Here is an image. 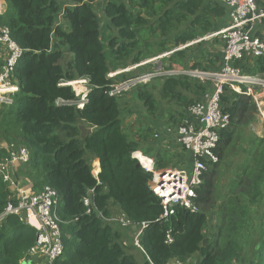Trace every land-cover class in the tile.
<instances>
[{
    "label": "trees",
    "instance_id": "16d2710c",
    "mask_svg": "<svg viewBox=\"0 0 264 264\" xmlns=\"http://www.w3.org/2000/svg\"><path fill=\"white\" fill-rule=\"evenodd\" d=\"M4 1L0 26L8 28L10 38L24 54L11 75L18 91L9 105L0 106V130L5 140L24 146L30 154L14 178L30 181L36 189L48 185L57 193L63 250L53 264H140L126 251L130 245L124 234L127 229L99 216L110 217L112 207L137 228L146 224L138 238L140 248L131 244L141 250V264H235L246 259L264 264V210L256 225L245 228L248 205L262 197L259 180L264 172V136L244 146L246 157L234 167L235 172L242 171L241 178L223 191L227 193L221 202L213 196L216 164L204 174L193 198L199 210L190 212L176 206L165 222L160 219V200L148 186L152 174L138 165V142L124 131L123 120L134 110L127 111L123 95L108 94L116 80L136 77L127 72L109 78L110 72L203 38L224 23L223 27L227 26L226 7L216 0H105L100 16L95 0ZM60 15L67 28L60 23ZM257 26L255 35L264 42V20ZM209 41L221 45L217 37L198 41L165 56L168 66L163 69L178 63L187 70H218L219 54L206 52ZM195 49L203 55H194ZM233 63L243 74L264 77V57ZM160 78L163 76L152 78L160 81L159 88L147 82L127 92L142 104L146 118L161 115L174 130L188 119V108L201 100L211 85L184 74ZM80 79L86 80L89 90L81 108L72 86L61 84ZM241 87L244 92L245 86ZM250 100L223 86L220 105L230 116L233 130L229 127L219 133L214 150L219 163L235 141L242 117L254 110ZM86 126L95 130L82 140L81 127ZM143 130L142 141L148 139L151 129ZM92 158L100 165L96 178L91 173ZM155 168L163 165L158 161ZM90 189L87 207L83 199ZM9 194L0 178V213ZM209 215L216 220L214 228H207ZM255 232L253 250L245 255L243 239L249 234L250 243V234ZM168 234L171 242H167ZM35 239L36 229L20 216H6L0 227V264H33L26 253Z\"/></svg>",
    "mask_w": 264,
    "mask_h": 264
},
{
    "label": "built area",
    "instance_id": "2783aa9c",
    "mask_svg": "<svg viewBox=\"0 0 264 264\" xmlns=\"http://www.w3.org/2000/svg\"><path fill=\"white\" fill-rule=\"evenodd\" d=\"M216 1L227 8L228 25L206 35L203 39L215 36L222 40L221 65L218 70L187 72L183 68L173 71L155 70L125 81L115 82L108 90L110 96H121L123 92L137 84L147 83L152 78L165 74L187 73L202 82L208 81L211 85L204 97L188 108V119L181 122L176 129V143L192 156L190 168L158 170L155 168L153 158L145 155L137 156L139 166L152 174L148 186L160 200L162 207L160 219L165 222L175 213L176 206L190 212L199 210L193 198L204 182V174L219 162L214 151L219 140V133L230 127V116L222 111L220 105L223 86L228 85L236 93L251 96L257 111L264 117L262 109L264 107V77L243 74L240 68L233 65V62L243 58L264 57V42L255 35L256 26L264 20V0ZM23 54L24 50L10 38L8 28L0 26V106L9 105L12 102V95L18 91V85L11 79V75ZM113 75L114 73H110L108 77L112 78ZM76 82L86 85L85 79L61 84L72 86ZM241 86H245L244 92ZM86 88L87 92L80 96L76 94L80 98L78 101L80 108L86 101L89 91L87 86ZM29 158L30 154L24 146L0 140V178L15 198V202L8 200L2 216L18 215L31 223L36 229V239L35 244L28 249L26 258L42 256L45 258V264H53L63 250L59 225L61 206L57 193L52 187L44 185L36 189L32 182L23 183L14 178L16 171L26 164ZM147 158L150 159L151 164L143 163V159ZM92 192V189L88 190L87 196L83 199L87 207L90 206L89 194ZM99 216L106 223L120 226L133 225V222L122 215L104 217L99 214ZM145 226V223H141L133 237V244L137 247H139V235ZM171 241L172 237L168 234L167 242Z\"/></svg>",
    "mask_w": 264,
    "mask_h": 264
},
{
    "label": "crops",
    "instance_id": "0c3cea01",
    "mask_svg": "<svg viewBox=\"0 0 264 264\" xmlns=\"http://www.w3.org/2000/svg\"><path fill=\"white\" fill-rule=\"evenodd\" d=\"M104 4H105V0H95V3H94L95 8H96L95 10L100 16L103 13V5ZM5 7H6L5 1L0 0V14H2L5 11ZM226 10H227V8H226ZM227 12H228V10H227ZM227 16H228V14H227ZM59 21H60V23L63 24V27L67 28L66 22H65V20L62 19L61 15L59 16ZM227 21H228V17H227ZM224 24H226V23H224ZM224 24L222 26H219V27L223 28ZM258 26L260 27V24H258ZM213 38H215V36L211 37V39H213ZM217 38L221 42V45L218 46L216 44L215 46H212V47L207 45L208 48H206V52H208L210 55H213L214 53L219 54V61H217V63H216V66L219 67L221 65L220 50L222 47V40L219 37H217ZM201 40H204V39L200 38V39L195 40L193 42H189V43L180 45V46L176 47L174 50L172 49L171 51H168L166 53L158 54L156 56L144 59L138 64L130 65L124 69H118V70H116L114 72H110V73H114L113 78H115L119 74L127 73V72H131L134 75L138 76V75L147 73L149 71H155V70H163V71L177 70V68H182L181 64H178V63L172 64L171 69L164 70L162 66L163 65L168 66L166 64V62L164 61V57L168 56L172 52L184 49V48H186L192 44H195ZM205 41H207V40H205ZM202 52L203 51L195 49V51L193 53H194V55L199 57V56L203 55ZM188 66H189V64H188ZM189 70H186V72ZM184 75H187L189 77L194 78L193 76H191L190 74H187V73ZM162 76H163V78H160V79H165L169 75L165 74ZM119 81L120 80H116L115 82H119ZM149 82H150V84L154 83V86H156V88H159L160 81H158L156 79H152V81H149ZM133 95H134L133 93H131V94L126 93L123 95L124 99H127L128 102L130 101V103L127 102V106H126V108H128L127 111L129 109H133V110L136 109V110H134L133 113L126 116V118L123 120V123H124V131H126L128 133L127 136L138 142V151L136 153H139L140 155H146V156L152 157L153 160L155 161V163L159 161L163 165V168H190L192 165V156L189 152L183 150L181 148V146L176 143V141H175L176 129L173 130L171 128V127H175V126H170V124H168L166 122V120L163 119V117L161 115H158L155 118H146L142 104L138 101L137 98H133L132 97ZM129 96H131V99L129 98ZM130 116H132L131 117V119H132L131 123H133L134 125L128 130L127 127L129 125V123H128L127 118ZM141 126H145L146 128L151 129V130H148L149 133H147L148 139H145L143 141H142V137H140V136L144 135L146 132H144V130H143L144 128H141ZM166 127H168V128H166ZM84 128H86L88 130L87 135H90L95 130L94 127H87L86 126ZM230 128H231L230 131H232L233 129H232L231 125H230ZM237 129L240 132L241 129H245V128H244V126H241ZM237 129H235V131ZM154 134H157V137H154ZM5 141H7V140H5ZM143 163L151 164L149 158L143 159ZM218 164H219V162H218ZM90 165H91V173L96 178L99 171H100V165H99L98 159L92 158L90 160ZM119 227H122V226H119ZM124 228L127 229L124 231H125V234H127L126 238H128V242L133 245V242H132L133 238H131V237H133V235H135L137 233L138 228L135 225L124 226ZM132 233H133V235H132ZM136 249L140 250L137 247H136ZM35 257L36 256L28 257V258H31V261H33ZM24 264H25V262H24Z\"/></svg>",
    "mask_w": 264,
    "mask_h": 264
},
{
    "label": "rangeland",
    "instance_id": "374dc122",
    "mask_svg": "<svg viewBox=\"0 0 264 264\" xmlns=\"http://www.w3.org/2000/svg\"><path fill=\"white\" fill-rule=\"evenodd\" d=\"M204 40H211V37L205 38ZM208 43H209L208 45L210 47H212L214 45V42L209 41ZM183 70L186 71L187 69H183ZM151 84L154 85V83H151ZM72 88H73V91L75 92V95L79 94V96H80L82 93L87 92L86 91L87 90L86 85L79 83V82L74 83V85H72ZM237 94H241V93H237ZM154 95H156V93H154ZM243 95L248 96L246 94H243ZM249 97L251 98L250 102L254 105V110L252 111L250 109L248 111V113L242 117V119H243V125L242 126H244L245 129H241L240 132L237 129L234 132L233 138L235 139V141L232 144H230V146L226 149V152L228 154L226 155L225 160H223L221 163H219L218 167L213 168L216 170V172L213 173V175H214L213 176V180H214V191H213L214 195L213 196L215 197L216 202H221V196L223 194L227 193V192H223V191L228 190V188L232 184L233 180L241 178L240 175H241L242 171L237 170L235 172L234 167L236 164L243 162V160L246 157V153L243 151L244 146H246V144L251 145V144H253L254 141H258L264 136V117L260 114L259 111L257 112L253 98L251 96H249ZM129 98L131 99V96H129ZM129 103H130V101H129ZM262 109L264 111V107ZM134 110H136V109H134ZM131 117L132 116L127 118L128 123H129V125L127 127L128 130L134 125L133 123H131V121H132ZM141 128L145 129L146 127L141 126ZM166 128H168V127H166ZM154 136H157V134H154ZM0 140L5 141V139L3 137L2 130H0ZM86 158L89 159L88 156ZM210 169L212 170V168H210ZM237 174H239V175H237ZM259 187L262 191V197L260 198V201H257V199H255L252 202V204L248 205V201H247L248 196L246 195L245 202L249 206V210H248L249 214L247 216V224H246L245 228L250 227V225H256L259 217L261 216V214L264 210V172L260 173ZM6 188H7V186H6ZM250 189H251V187H250ZM240 191L242 192V187H241ZM9 192H10V194L6 199L7 202L9 199H10V201L15 202V198L11 194V191H9ZM2 213H3V211L0 213V216H2ZM210 213H212V215L215 216V213L213 210H210ZM117 215H118L117 208L112 207L111 208V216H117ZM212 215H209V225L207 226V228H209V226L213 227L216 225V220H215V218L212 219V217H211ZM5 217L2 216L0 218V227L3 226V220ZM21 219L24 220V222L27 223L29 226L34 228V226L31 223H28L24 218L21 217ZM132 235H133V233H132ZM255 235H256V232L254 234H250V240H251L250 243H247L249 234H247L246 238L243 239L244 248L242 251L244 252L245 255L246 254L249 255L252 252V250H253L252 244L256 238ZM133 237H134V235H133ZM133 237H131V238H133ZM124 244H126V241H124ZM129 246H131V244L127 245L126 251L132 252L137 257L138 262L141 264L142 263L141 251L137 250L136 247H132L133 245L131 246L132 248ZM246 260L247 261H243L242 263L238 262L235 264H251L249 259H246ZM31 263H33V264H45V258L42 256L35 257Z\"/></svg>",
    "mask_w": 264,
    "mask_h": 264
},
{
    "label": "water",
    "instance_id": "95a60500",
    "mask_svg": "<svg viewBox=\"0 0 264 264\" xmlns=\"http://www.w3.org/2000/svg\"><path fill=\"white\" fill-rule=\"evenodd\" d=\"M87 134H88V130L84 127H81V138L84 139ZM23 264H24V262H23Z\"/></svg>",
    "mask_w": 264,
    "mask_h": 264
},
{
    "label": "flooded vegetation",
    "instance_id": "af4514ba",
    "mask_svg": "<svg viewBox=\"0 0 264 264\" xmlns=\"http://www.w3.org/2000/svg\"><path fill=\"white\" fill-rule=\"evenodd\" d=\"M133 88H134V87H133ZM131 89H132V88H131ZM131 89H129V90H131ZM129 90H128V91H129ZM126 93H128V92H127V91H125V92H123V94H122V95H124V94H126ZM122 95H121V96H122Z\"/></svg>",
    "mask_w": 264,
    "mask_h": 264
},
{
    "label": "clouds",
    "instance_id": "9594fccd",
    "mask_svg": "<svg viewBox=\"0 0 264 264\" xmlns=\"http://www.w3.org/2000/svg\"><path fill=\"white\" fill-rule=\"evenodd\" d=\"M146 156V155H145ZM148 157H150V156H148ZM152 158V157H151ZM138 161V160H137ZM139 165V164H138ZM132 242H134V241H132ZM135 246V245H134ZM140 248V247H139Z\"/></svg>",
    "mask_w": 264,
    "mask_h": 264
}]
</instances>
